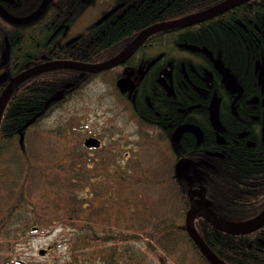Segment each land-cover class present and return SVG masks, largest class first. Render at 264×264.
<instances>
[{
	"label": "trees",
	"instance_id": "obj_1",
	"mask_svg": "<svg viewBox=\"0 0 264 264\" xmlns=\"http://www.w3.org/2000/svg\"><path fill=\"white\" fill-rule=\"evenodd\" d=\"M218 2L154 0L148 14L124 17L104 26L102 34L89 27L80 33L75 26L80 14H66L69 26L62 42L79 38L55 49L49 46L54 40L50 36L62 14L7 26L10 53L7 65L0 67V73L7 75L6 81H0V94L11 78L41 62L43 54L49 59L102 62L124 50L145 26ZM192 27L198 29L185 36L187 42L206 46L220 59L243 86L244 101H249L256 88L254 68L264 66V0H251ZM176 42L173 30L161 31L146 41L151 45L144 48L142 59L157 52L173 55ZM196 60L194 66L155 64L140 81L132 103L115 88L120 68L87 78L75 70H51L18 86L0 120V251L14 250L30 230L58 227L66 255L62 263L59 259L53 264H192L191 251L200 264H210L185 228L189 195L195 185H202L217 219L236 226L254 220L264 209V137L258 130L259 118L252 120L255 129L248 137L253 145H245L244 140L227 149L223 159L202 154L219 149L206 141L211 97L216 94L225 107L228 95L215 74L209 85L205 75L209 61L200 54ZM97 79L111 87L118 112L128 114L133 122L136 142L130 153L120 154V142L108 158H86L74 141L79 132L70 122L56 129L38 127ZM66 83L74 85L66 89ZM252 104H245L246 111ZM223 112L229 122L231 114ZM183 122L196 124L204 139L197 144L191 134H184L174 151L170 127L162 125L173 128ZM181 160L191 163L198 180L189 182L174 173L173 166ZM194 225L226 264H264V225L246 234L221 231L201 218ZM184 243L189 244L187 250ZM1 258L7 264V258Z\"/></svg>",
	"mask_w": 264,
	"mask_h": 264
},
{
	"label": "flooded vegetation",
	"instance_id": "obj_2",
	"mask_svg": "<svg viewBox=\"0 0 264 264\" xmlns=\"http://www.w3.org/2000/svg\"><path fill=\"white\" fill-rule=\"evenodd\" d=\"M153 1L154 0H0V20H1L0 21V33H2L0 35V63L2 62V53L4 52L6 48L8 50V57L10 53V44H9L8 36L6 34L8 31L7 26H10V25L11 26H22V25L32 24L36 22L39 18H41L44 14H62L64 16L63 19L60 21H57L56 27L54 28L50 36V38H52V36L54 37V42L56 43V46L61 47L60 43L62 42L63 38H65L66 31L69 26L68 24L65 23V20L67 18L66 14H80L78 17V20L75 23V26L80 33H82L85 30V27H89V29L93 31L95 34H98V33L102 34L104 32V29H103L104 26L108 24L113 25L115 21L123 20L124 17H126L128 20V18L133 16V14H148L149 4L153 3ZM217 1H219L217 4H219L225 0H217ZM43 5L44 7L40 13L41 15L37 17L35 20L29 23H24V24H16L12 22L11 19H26L32 16L33 14H36ZM208 8H205L203 10H206ZM203 10L192 12L188 15H184V16L177 17L174 19L162 20L160 22H156V24L180 19V18L189 16V15L201 12ZM108 13L109 15L103 18V16ZM5 16H8L11 19L6 18ZM210 19H207L205 21H202V22L190 25V26L165 29V30H173V33L176 37L177 42L175 43V46L173 48L174 54L172 55L171 53L165 54L164 52H157L155 53V55H153L152 57H149L148 59H142V52L144 48L151 45V43L146 44V41L151 36H153V34L150 35L137 48V50L123 63L125 64L124 65L125 68L121 70V75L117 77L116 80L120 79L121 77H124L127 73L132 72L129 77H130V80L133 82L134 90L131 94H129L128 92H125L123 94L126 96L127 99L129 98L130 102L132 103L135 100L134 94H136V90L139 86L140 81L146 76V74L149 72L150 69L153 68L155 64L159 63V65L161 66H171V65H176V64L179 66H194L196 65V61H197L196 60L197 54L202 55L210 63V69L205 71V75L207 77V81L209 85L212 84L214 74H215L218 77L220 84L222 85V87L224 88V90L227 92V95H228V99L226 101L225 107L223 103H221V100L217 97L216 94H214L211 97V100L208 105V122L210 126V131L206 134V141L210 145L212 143L217 145L219 149L216 151H213L215 152V154H218V156L213 157L212 155H209L207 158L223 159L224 157L223 155L227 151V146H225V144H222V142H217L218 141L217 139L211 138L213 124L210 121L209 109H210V104L213 101L212 99L213 98L215 99L214 105H215L216 120L222 124V129L225 132L224 136L231 138L234 145L239 144L243 142L244 140H245V145H253V142L251 140H248V137L250 136L251 132H253L252 128H254V124L252 120H259L260 118V127L258 128V130H261L262 137H264V127L262 125L263 116H264V98H263L264 93L261 92L259 97L249 100L247 102H245L244 99L242 98L243 93L241 96L236 97L238 96L237 93H230L224 87L220 73L214 68L212 60H210L206 52L203 51L204 48L208 52H210V50L204 45H197L196 43H193L192 41L187 42L188 40L185 36L194 33L193 31H196L198 29L192 26L206 23V21ZM150 26L152 25L145 26L143 29L137 32L136 35L130 41V43H128L124 49L125 50L128 49L129 46L132 44V42L135 40V38L143 30H145L146 28ZM161 31H164V30H161ZM161 31H158L155 34ZM68 40H65L63 42L65 46L71 45V44L69 45L67 44ZM191 45L198 47L199 51L190 50L188 46H191ZM175 53H177V55H175ZM43 58L44 57H42V59ZM43 62H47V61H43ZM7 63L8 61H6L5 64L0 67L6 66ZM115 68L117 67H113L111 69H115ZM138 68H140L143 71L144 73L143 77L138 76L139 75L137 72ZM133 70H135L134 73H133ZM160 71H161L160 73H162L163 75L166 72L164 68H162ZM241 87H242V92H244V88L242 85ZM259 87H260V84H259ZM248 103L250 104L253 103V104L251 106V109H247L246 111L245 104H248ZM223 110H226V114L228 113L231 114L229 122L226 119H224L225 113L223 112ZM246 112H248V115H246ZM185 123H188V122H185ZM178 125L173 127V130L171 131L169 135V141H170L171 134L173 133L174 129ZM162 126L170 127V125L168 124H165ZM193 138L195 139L194 136ZM203 139H204V132H202V138L199 141V143H201ZM197 188L198 186L195 185L192 188V191L194 192Z\"/></svg>",
	"mask_w": 264,
	"mask_h": 264
},
{
	"label": "water",
	"instance_id": "obj_3",
	"mask_svg": "<svg viewBox=\"0 0 264 264\" xmlns=\"http://www.w3.org/2000/svg\"><path fill=\"white\" fill-rule=\"evenodd\" d=\"M246 2V0H225L217 5H214L206 10H203L201 12L176 19L169 22H163L159 24L152 25L145 30H143L132 42V44L129 46L128 50L122 54L119 55L111 60H107L100 63H78L74 61H62V62H47L43 64L36 65L34 67H31L14 78H12L8 85L5 87L3 93L0 96V120L4 111V108L11 96V94L14 92V90L21 85L26 80L30 79L32 76L39 74L41 72H45L48 70H57V69H66L71 68L75 70H80L82 74L84 72H92V73H99L101 71H105L108 69H111L121 63H123L126 59H128L136 50L137 48L153 33H156L161 30L165 29H171V28H179V27H185L190 26L202 21H205L207 19H210L212 17H215L227 10H230L238 5L243 4ZM44 5L38 10L36 14H33L32 16L26 18V19H11L8 16H5L8 19H11L12 22L16 24H24L29 23L33 20H35L37 17H39L41 14V11L43 9ZM109 15L105 14L103 18L107 17ZM76 40V38L71 39L68 43L73 42ZM204 52H206L207 56L212 60L214 68L220 73L222 77V83L224 87L230 92V93H237L238 96L242 93L241 87L238 85L236 79L228 72L227 69H225L219 60H215L210 52H208L205 48L203 49ZM8 54L7 48L2 53V63L3 65L6 61ZM130 74L127 73L124 77H121L116 81V87L120 91V93L128 92L131 94L134 90L133 82L130 80ZM2 78H5V74H3ZM73 86V83L65 84V88H70ZM236 96V97H238ZM215 99L211 102L210 105V121L215 127L217 125L216 123V113H215V105H214ZM192 133L196 139L197 142H199L202 138V132L201 130L191 124H182L178 126L175 131L173 132L171 141L174 147L179 148V141L181 136L184 133ZM83 145L86 148H95L100 145V142L98 139L93 137H87L84 139ZM213 156H218V154H209ZM190 164L187 161H179L175 165V171L177 175L189 177L190 173ZM188 180H192L190 177ZM206 191L203 187H198L192 194H190V207L185 215V228L186 231L191 238V240L194 242V244L197 246L200 253L204 255V257L207 259V261L210 264H226L220 259H218L214 253L209 249L207 244L204 242V240L201 238V236L197 233L195 226H194V219L196 218H202L208 223H210L213 227L230 233V234H246L251 231H254L264 225V210L255 218V220L251 221L250 223L243 225V226H228L222 222H220L209 210V203L208 200L205 197ZM196 197V199H195ZM46 250L41 249L39 251L40 255H44Z\"/></svg>",
	"mask_w": 264,
	"mask_h": 264
},
{
	"label": "rangeland",
	"instance_id": "obj_4",
	"mask_svg": "<svg viewBox=\"0 0 264 264\" xmlns=\"http://www.w3.org/2000/svg\"><path fill=\"white\" fill-rule=\"evenodd\" d=\"M118 109L116 96L112 93L111 87L97 79L74 99L41 120L38 127L56 129L70 122L79 132L78 138L74 141H78L79 151L83 152L86 158H108L109 153L120 142H123L120 154L130 153L136 142V136L132 132L133 122L128 119V114L120 113ZM87 137L99 139L100 147L86 148L83 142ZM91 163L93 166V160ZM61 234V229L58 227L48 230H30L21 237L14 250L0 251V264H3L1 256L7 258V264H53L54 260L58 262L59 259L62 263L66 252L65 247L60 244ZM52 245L53 247L50 248ZM183 247L187 250L189 244L184 243ZM41 249L46 250L44 255L39 254ZM190 254L192 264H200L192 251Z\"/></svg>",
	"mask_w": 264,
	"mask_h": 264
},
{
	"label": "bare ground",
	"instance_id": "obj_5",
	"mask_svg": "<svg viewBox=\"0 0 264 264\" xmlns=\"http://www.w3.org/2000/svg\"><path fill=\"white\" fill-rule=\"evenodd\" d=\"M250 1L251 0H246V2H244L243 4H245V3H250ZM156 23H153V24H151V25H155ZM153 35H155V33H153ZM73 38H76V40H74L73 42H71V43H68L71 39H73ZM78 38L79 37H77V36H74V37H72V38H70L68 41H67V44L69 45V44H72V43H74L75 41H77L78 40ZM62 43L63 42H61L60 43V46L61 47H58V46H56V43L54 42V40L49 44V46L52 48V49H55V48H62ZM54 45H55V47H54ZM188 48L190 49V50H192V51H199V48L198 47H196V46H193V45H191V46H188ZM128 49H124L123 51H121L119 54H117L116 56H114V57H112V58H110V59H108V60H111V59H113V58H115V57H117V56H119V55H122V54H124L126 51H127ZM42 57H44L43 59H42ZM8 59V60H7ZM40 59H41V62L40 63H37V64H35L34 66H36V65H39V64H43V63H47V62H62V61H74V62H78V63H84V62H81V61H75V60H70V59H58V58H52V59H49V58H47L46 57V55H41V57H40ZM127 60V59H126ZM125 60V61H126ZM215 60H219L220 61V59H215ZM2 61H3V59H2ZM6 61H9V57H8V54H7V58H6ZM5 61V62H6ZM43 61H47V62H43ZM105 61H107V60H105ZM124 61V62H125ZM102 62H104V61H102ZM123 62V63H124ZM2 63V62H1ZM1 63H0V66H2L1 65ZM98 63H100V62H98ZM123 63H121V64H119V65H117V66H115V67H117V68H120L121 70L123 69V68H125L124 67V65L125 64H123ZM220 63L222 64V62L220 61ZM5 64V63H4ZM3 64V65H4ZM86 64H90V63H86ZM34 66H32V67H34ZM222 66L224 67V65L222 64ZM225 68V67H224ZM67 70H75V69H71V68H66ZM226 69V68H225ZM48 71H51V70H48ZM48 71H45V72H48ZM75 71H78L79 72V76L80 77H84V78H87L90 74H98V73H92V72H88V71H86V72H84V74H82V72L80 71V70H75ZM102 72V71H101ZM135 72V70H133V73ZM137 72H138V76H144V73H143V71L140 69V68H138L137 69ZM229 72V71H228ZM42 73H44V72H41V73H39V74H42ZM100 73V72H99ZM132 73V72H131ZM230 73V72H229ZM3 74H5V78H2V76H3ZM39 74H36V75H34V76H32L31 78H33V77H35V76H37V75H39ZM231 74V73H230ZM254 74L256 75V77H257V80H256V84H255V86H256V88H255V90H254V92L252 93L253 94V97L252 98H250L249 100H252L253 98H257V97H259V95H260V93L261 92H263L264 93V66H262V65H258V66H256L255 68H254ZM232 75V74H231ZM233 76V75H232ZM234 77V76H233ZM6 78H7V75H6V73H0V81L1 82H4V81H6ZM14 78V77H13ZM30 78V79H31ZM235 78V77H234ZM12 79V78H11ZM10 79V80H11ZM236 79V78H235ZM9 80V81H10ZM29 80V79H28ZM118 80V79H117ZM116 80V81H117ZM8 81V82H9ZM237 81V80H236ZM238 83V82H237ZM259 84H260V87H259ZM8 84H6V86H7ZM114 85H115V88L118 90V88L116 87V82L114 83ZM238 85L241 87V85L238 83ZM5 86V87H6ZM88 86V85H87ZM86 86V87H87ZM85 87V88H86ZM5 89V88H4ZM241 89H242V87H241ZM260 89H261V91H260ZM4 91V90H3ZM3 91H2V93H3ZM118 92L120 93V91L118 90ZM1 93V94H2ZM243 94H244V92H242ZM242 93L239 95V96H241L242 95ZM1 94H0V96H1ZM120 94H124V93H120ZM238 95V94H237ZM251 95V94H250ZM248 96V97H251V96ZM238 96V97H239ZM263 98H264V95H263ZM214 99V98H213ZM212 99V100H213ZM211 105V104H210ZM209 113H210V109H209ZM216 123H217V125L214 127L213 126V130H212V132H211V138H214V139H217L218 141L217 142H222V144H225V146H227V149H231V148H233L235 145H234V143L232 142V140H231V138H228V137H225L224 135H225V132L223 131V129H222V124L220 123V122H218L217 120H216ZM262 123V122H261ZM182 124H186L185 122H183V123H181L180 125H182ZM188 124H193L192 122H188ZM180 125H178V126H180ZM193 125H195V126H197L196 124H193ZM263 127H264V116H263ZM177 126V127H178ZM176 127V128H177ZM198 127V126H197ZM175 128V129H176ZM199 128V127H198ZM175 129H174V131H175ZM200 129V128H199ZM253 130L255 129V128H252ZM170 130L172 131L173 130V128L171 127V124H170ZM201 130V129H200ZM170 131V132H171ZM173 131V132H174ZM201 132H202V130H201ZM184 134H191V135H193L192 133H189V132H187V133H184ZM183 134V135H184ZM172 135H173V133L171 134V137H170V141H169V143H170V146H171V148H172V150H174V151H176V150H178L179 148H180V145H181V138L183 137V135L181 136V138H180V141H179V148H176V147H174V145L172 144V141H171V138H172ZM194 136V135H193ZM195 137V136H194ZM195 139H196V137H195ZM196 141V143L197 144H199V142H197V139L195 140ZM202 154H204V156H206V157H208L209 156V154H215V152H213V151H209V150H204L203 151V153ZM213 156V155H212ZM214 157V156H213ZM188 162V161H187ZM177 163V162H176ZM176 163H175V165H176ZM189 164H190V173H189V177L192 179V180H188V178L189 177H187V180L189 181V182H192L194 179H199V176L196 174V172L195 171H192V168H191V163L189 162ZM175 165L173 166V171H174V173H176V171H175ZM206 191V190H205ZM205 197H206V199L208 200V203H209V210H210V207L212 206V199H211V197H208L207 196V192H206V194H205ZM264 210V209H263ZM200 218V217H199ZM196 219H198V218H196ZM202 219V218H201ZM195 220V219H194ZM204 220V219H203ZM219 220V219H218ZM205 221V220H204ZM220 221V220H219ZM207 222V221H206ZM220 222H222V221H220ZM222 223H224V222H222ZM210 224V223H209ZM224 224H226V223H224ZM211 225V224H210ZM226 225H228V226H232V225H229V224H226ZM263 226V225H262ZM261 226V227H262ZM261 227H259V228H261ZM251 232H254V231H251ZM250 233V232H249ZM208 246V245H207ZM210 249V248H209ZM211 250V249H210ZM212 251V250H211ZM213 252V251H212ZM214 253V252H213ZM202 254V253H201ZM214 255H215V253H214ZM202 256L204 257V255L202 254ZM216 256V255H215ZM217 257V256H216ZM205 258V257H204ZM218 258V257H217ZM206 259V258H205ZM219 259V258H218ZM207 260V259H206ZM222 261V260H221ZM225 263V262H224Z\"/></svg>",
	"mask_w": 264,
	"mask_h": 264
}]
</instances>
